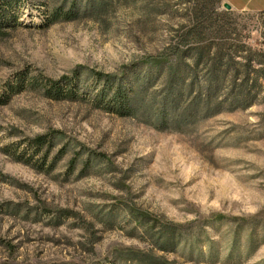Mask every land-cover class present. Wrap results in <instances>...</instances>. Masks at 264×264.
I'll return each instance as SVG.
<instances>
[{
	"label": "rangeland",
	"instance_id": "374dc122",
	"mask_svg": "<svg viewBox=\"0 0 264 264\" xmlns=\"http://www.w3.org/2000/svg\"><path fill=\"white\" fill-rule=\"evenodd\" d=\"M105 1L0 0V264H264V102L160 131L98 105L92 76L147 75L199 10L264 50V14ZM72 3L87 11L45 22ZM73 71L65 96L30 84ZM49 131L61 135L44 170L4 153Z\"/></svg>",
	"mask_w": 264,
	"mask_h": 264
},
{
	"label": "trees",
	"instance_id": "16d2710c",
	"mask_svg": "<svg viewBox=\"0 0 264 264\" xmlns=\"http://www.w3.org/2000/svg\"><path fill=\"white\" fill-rule=\"evenodd\" d=\"M107 2L96 0L90 6L99 13ZM75 6L54 10L45 22L71 21L87 11ZM145 68V76L133 72L130 78L118 80L111 74L92 72L101 86L94 100L111 114L134 116L160 131L178 130L224 111L245 110L264 102V50L252 48L239 39L235 28L200 10L176 31L160 61L149 62ZM78 77L79 72L73 71L70 76L40 77L30 84L39 81L46 95L55 98L67 95L66 86ZM60 135L58 131L36 135L24 139L21 149L12 154L5 149L4 153L16 162L44 170ZM63 153L64 146L57 150L56 159Z\"/></svg>",
	"mask_w": 264,
	"mask_h": 264
},
{
	"label": "crops",
	"instance_id": "0c3cea01",
	"mask_svg": "<svg viewBox=\"0 0 264 264\" xmlns=\"http://www.w3.org/2000/svg\"><path fill=\"white\" fill-rule=\"evenodd\" d=\"M226 7L234 11L264 12V0H258L253 6L249 1L238 3L236 0H223Z\"/></svg>",
	"mask_w": 264,
	"mask_h": 264
},
{
	"label": "bare ground",
	"instance_id": "6f19581e",
	"mask_svg": "<svg viewBox=\"0 0 264 264\" xmlns=\"http://www.w3.org/2000/svg\"><path fill=\"white\" fill-rule=\"evenodd\" d=\"M228 8V7H227Z\"/></svg>",
	"mask_w": 264,
	"mask_h": 264
}]
</instances>
